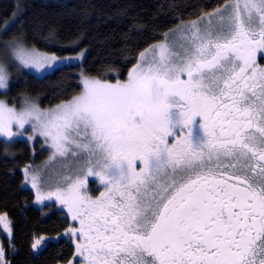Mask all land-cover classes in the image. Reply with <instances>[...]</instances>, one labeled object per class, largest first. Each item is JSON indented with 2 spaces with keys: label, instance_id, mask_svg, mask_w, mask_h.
Instances as JSON below:
<instances>
[{
  "label": "snow or ice",
  "instance_id": "6c2138e0",
  "mask_svg": "<svg viewBox=\"0 0 264 264\" xmlns=\"http://www.w3.org/2000/svg\"><path fill=\"white\" fill-rule=\"evenodd\" d=\"M205 16L180 43L140 53L125 82L83 78L79 95L46 110L0 101V136L30 126L50 161L71 160L54 190H41L38 169L30 180L37 202L55 198L78 222L63 234L78 240V264H264V0ZM10 49L37 73L79 58ZM87 176L103 184L98 197ZM0 225L11 233L6 216Z\"/></svg>",
  "mask_w": 264,
  "mask_h": 264
},
{
  "label": "trees",
  "instance_id": "16d2710c",
  "mask_svg": "<svg viewBox=\"0 0 264 264\" xmlns=\"http://www.w3.org/2000/svg\"><path fill=\"white\" fill-rule=\"evenodd\" d=\"M226 1L0 0V38L59 57L84 49L81 67L87 75L102 78L115 72L125 78L139 54L160 41L166 31L182 22L199 23L205 13ZM79 68V64L66 63L42 75L25 71L6 91H0V97L18 104L23 94L37 96L44 106L70 99L81 88ZM31 150L25 140H16L10 147L0 145V216L10 222L15 248L8 262L57 264L71 250L60 236L65 207L55 208L53 199L36 201L24 174L32 164ZM41 237L59 238L45 239V245L34 252L32 244Z\"/></svg>",
  "mask_w": 264,
  "mask_h": 264
},
{
  "label": "rangeland",
  "instance_id": "374dc122",
  "mask_svg": "<svg viewBox=\"0 0 264 264\" xmlns=\"http://www.w3.org/2000/svg\"><path fill=\"white\" fill-rule=\"evenodd\" d=\"M225 4H223L220 7H216L215 9H213L212 11H210L208 13H212L214 10H216L218 8H222ZM203 17H204V19L203 20L200 19L201 21H199V23H197V24L207 23L208 17L205 16V14ZM190 23L191 22L178 23L173 28L166 31L164 33L162 39L160 41H158L157 43H155L154 45H152V46L156 47L157 54H158V49H159L161 44L171 45V44L180 43L181 37L184 33V29ZM12 41H14V40H4V39L0 38V64L5 65L6 71L9 74L8 86H9L10 82H12L15 78L21 76V74L25 71L34 73L36 75H42L46 72L51 71V70H49V71H42L40 73H37L35 71V69L26 68V67L22 66L10 54V52H11L10 42H12ZM16 41H18V40H16ZM25 46L28 48H32V46H29L26 44H25ZM152 46H150V47H148L142 51V52H145L146 58H151L153 56ZM42 52H44V51H42ZM45 53L49 54L50 52H45ZM49 55H52V53ZM84 55H85V50L82 49V50L78 51L77 53L69 56V57H79L78 59L67 61L64 63V64L76 63V64L80 65V68L78 69V77H79V82H80L81 88H80L79 92L76 93L75 95H79L82 91V79L83 78L99 79L101 81H106V82H110V83H116L117 81L125 82L128 78V73L133 69V67L135 65H137V63L140 62V54H139L138 61L135 63L134 66H132L130 68V70L126 74L125 78H119L115 72H109L106 76H103L102 78H93V77H90L89 75H87L84 72L83 68L81 67V64L83 63V60H84ZM64 64H60V65H64ZM60 65H56V66H54V68L57 66H60ZM8 86L6 89H0V91L1 92L6 91L8 89ZM26 97L31 99V100H35L37 102V105L43 110L51 109V108L55 107L56 105L60 104L62 101L69 100V99L62 100V101H59V102L54 103L52 105L44 106V105L40 104L39 98L37 96L23 94L21 96V99H20L18 104L9 103L2 97H0V101H3L4 103H6L9 107H14L17 110H20L25 104V98ZM13 131L16 132V131H18V129L14 127ZM32 135H33V133H32L31 127L26 126V130L23 131V135L16 136L12 139H7L3 136H0V145L4 144L6 147H10V145L12 143H14V141H16V140H25L26 142H28L31 146V149H32L31 150V152H32L31 157L33 160L31 161L32 164H30L28 166L29 172L28 173L24 172L25 176L27 177V179L29 180V182L31 184V180H30L31 171L34 169H38L39 171L36 174L40 177V180L42 182V189L41 190L44 192H47L49 190H54V188L56 186V182L60 179L61 176H67V175L72 174V171L69 167V165L71 164V160L70 159L69 160L57 159V160L50 161L49 157L52 154V150L50 148V145L45 143L44 137H41V136H37L35 139L29 140L28 137H30ZM37 153H38V155H37ZM36 157L38 159H35ZM31 187H32V185H31ZM33 190L36 192V189L33 188Z\"/></svg>",
  "mask_w": 264,
  "mask_h": 264
},
{
  "label": "flooded vegetation",
  "instance_id": "af4514ba",
  "mask_svg": "<svg viewBox=\"0 0 264 264\" xmlns=\"http://www.w3.org/2000/svg\"><path fill=\"white\" fill-rule=\"evenodd\" d=\"M258 63L260 66L264 67V59L258 58ZM171 140L172 138H169V142H171ZM137 166L139 168L140 166L139 163H137ZM84 179L86 181V189H87L88 195L92 196L93 194H96L99 196L100 193L105 190L103 184L98 180V178L94 176H87V177H84ZM53 200H54L55 205L58 206L55 208L61 210L62 208L59 202L55 201V198H53ZM62 211H64L63 216L66 221H65V226L61 230L60 236L65 239L68 245H70L71 250L69 254L63 259V261L62 262L59 261L57 262V264H78L79 258L76 256V248H75V245L78 242V240L75 237L66 236L63 234L66 232V230L72 227H79V224L78 222L72 221L70 214H68L67 212V208L62 209ZM12 236H13L12 231L10 234H8L4 226L0 225V247H3L4 249V253H5L4 260L6 264H9L8 261L10 260L12 253H14L15 251L14 245L12 243L13 242ZM52 240H55V239H52ZM44 245H45V242L43 241L42 245L38 246L37 249H33V248L32 249L34 252H38Z\"/></svg>",
  "mask_w": 264,
  "mask_h": 264
},
{
  "label": "clouds",
  "instance_id": "9594fccd",
  "mask_svg": "<svg viewBox=\"0 0 264 264\" xmlns=\"http://www.w3.org/2000/svg\"><path fill=\"white\" fill-rule=\"evenodd\" d=\"M4 67H5V65H3ZM5 69H6V67H5ZM7 76H8V79H9V74L7 73ZM7 87H5V88H0V89H6ZM25 101H27L28 103H32V104H37V102L35 101V100H31V99H29V98H25ZM3 102V101H2Z\"/></svg>",
  "mask_w": 264,
  "mask_h": 264
},
{
  "label": "water",
  "instance_id": "95a60500",
  "mask_svg": "<svg viewBox=\"0 0 264 264\" xmlns=\"http://www.w3.org/2000/svg\"><path fill=\"white\" fill-rule=\"evenodd\" d=\"M44 244V243H43Z\"/></svg>",
  "mask_w": 264,
  "mask_h": 264
}]
</instances>
